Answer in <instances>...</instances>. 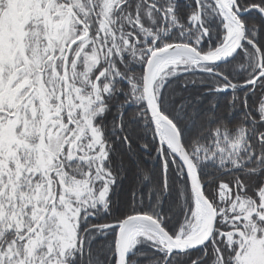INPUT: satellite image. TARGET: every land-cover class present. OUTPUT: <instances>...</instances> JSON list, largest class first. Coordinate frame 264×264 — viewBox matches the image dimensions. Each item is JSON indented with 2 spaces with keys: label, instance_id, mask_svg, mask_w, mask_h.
I'll return each mask as SVG.
<instances>
[{
  "label": "snow or ice",
  "instance_id": "1",
  "mask_svg": "<svg viewBox=\"0 0 264 264\" xmlns=\"http://www.w3.org/2000/svg\"><path fill=\"white\" fill-rule=\"evenodd\" d=\"M0 264H264V0H0Z\"/></svg>",
  "mask_w": 264,
  "mask_h": 264
}]
</instances>
